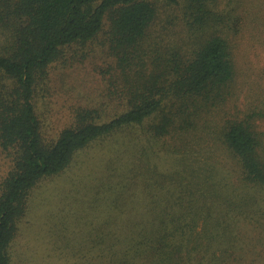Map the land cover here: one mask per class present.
Instances as JSON below:
<instances>
[{
    "label": "rangeland",
    "instance_id": "rangeland-1",
    "mask_svg": "<svg viewBox=\"0 0 264 264\" xmlns=\"http://www.w3.org/2000/svg\"><path fill=\"white\" fill-rule=\"evenodd\" d=\"M212 1L221 21L208 32H218L228 44L233 76L225 103L203 119L207 129L192 136L155 137L150 126L159 123L152 118L77 151L67 168L29 192L8 250L11 264H114L116 257L108 251L124 250L131 227L150 216L149 208L143 215L147 195L172 200L182 171L191 168L229 180L227 191L218 184L219 191L228 192L223 198L216 193L209 196L208 207L194 204L196 223L187 232L192 264H264V194L251 184L240 186L237 159L222 145L221 134L225 121L251 118L256 132L264 135V0ZM160 8L162 17L173 14ZM111 32L106 17L94 41L63 49L44 81L37 82L33 106L44 142L55 141L91 110L99 122L126 111L133 71L141 69L132 62L121 68L118 52L111 49ZM9 35L0 27V52L10 45ZM12 163L0 149V195Z\"/></svg>",
    "mask_w": 264,
    "mask_h": 264
},
{
    "label": "trees",
    "instance_id": "trees-1",
    "mask_svg": "<svg viewBox=\"0 0 264 264\" xmlns=\"http://www.w3.org/2000/svg\"><path fill=\"white\" fill-rule=\"evenodd\" d=\"M160 5L173 14L162 17ZM216 7L212 0H0V27L11 40L0 52V149L13 162L0 195V264H11L8 250L29 192L67 168L77 151L152 118L159 123L150 126L155 137L192 136L207 129L203 119L225 103L233 76L228 44L218 32H208L221 21ZM106 17L121 68L132 62L141 69L133 71L126 111L99 122L91 110L46 143L33 106L36 84L63 49L94 41ZM156 24H162L158 32ZM147 40L152 43L146 49ZM221 134L222 145L237 159L240 186L251 184L264 194V135L256 132L251 118L225 121ZM200 170L182 171L172 200L157 198L147 186L143 215L149 208L150 216L131 227L124 250L113 246L108 251L116 257L114 264H192L187 232L196 223L194 204L208 207L210 195L228 193L219 191L218 184L229 188L228 179Z\"/></svg>",
    "mask_w": 264,
    "mask_h": 264
}]
</instances>
